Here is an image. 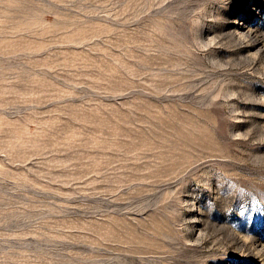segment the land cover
Segmentation results:
<instances>
[{
	"label": "rangeland",
	"instance_id": "1",
	"mask_svg": "<svg viewBox=\"0 0 264 264\" xmlns=\"http://www.w3.org/2000/svg\"><path fill=\"white\" fill-rule=\"evenodd\" d=\"M0 264H264V0H0Z\"/></svg>",
	"mask_w": 264,
	"mask_h": 264
}]
</instances>
